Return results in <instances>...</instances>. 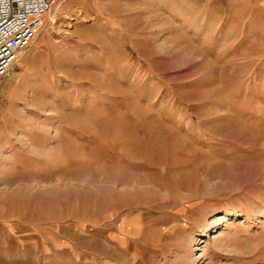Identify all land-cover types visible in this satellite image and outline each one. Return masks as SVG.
<instances>
[{
    "label": "rangeland",
    "instance_id": "374dc122",
    "mask_svg": "<svg viewBox=\"0 0 264 264\" xmlns=\"http://www.w3.org/2000/svg\"><path fill=\"white\" fill-rule=\"evenodd\" d=\"M263 14L51 0L0 80V264H264Z\"/></svg>",
    "mask_w": 264,
    "mask_h": 264
},
{
    "label": "built area",
    "instance_id": "2783aa9c",
    "mask_svg": "<svg viewBox=\"0 0 264 264\" xmlns=\"http://www.w3.org/2000/svg\"><path fill=\"white\" fill-rule=\"evenodd\" d=\"M51 0H0V80L30 48Z\"/></svg>",
    "mask_w": 264,
    "mask_h": 264
},
{
    "label": "crops",
    "instance_id": "0c3cea01",
    "mask_svg": "<svg viewBox=\"0 0 264 264\" xmlns=\"http://www.w3.org/2000/svg\"><path fill=\"white\" fill-rule=\"evenodd\" d=\"M235 3H238V6H243L244 2H247V1H250L253 6H255V8H257L261 14L264 13V0H234ZM263 12V13H262ZM264 15V14H263ZM74 242L73 241H61V242H58L57 244L56 243H49V249H54V250H57V249H69V248H74V245L73 244ZM117 245L123 249L125 247H122L120 246V243L118 242ZM113 249V248H112ZM106 260V259H105ZM113 264V263H112ZM125 264V263H124Z\"/></svg>",
    "mask_w": 264,
    "mask_h": 264
},
{
    "label": "bare ground",
    "instance_id": "6f19581e",
    "mask_svg": "<svg viewBox=\"0 0 264 264\" xmlns=\"http://www.w3.org/2000/svg\"><path fill=\"white\" fill-rule=\"evenodd\" d=\"M50 12V11H49ZM48 12V13H49ZM104 175V174H103ZM107 175V174H106ZM105 176V175H104ZM109 179V181H114L116 184L118 185H128L129 183V180L131 181L130 179V176L128 175V173L125 172L124 169H121L119 168L117 170V172H115V175L113 177H109L107 178ZM106 180V179H105ZM112 184V183H111ZM115 184V185H116ZM130 184V183H129ZM218 219L215 220V222H217ZM190 245V244H189ZM187 263V262H186Z\"/></svg>",
    "mask_w": 264,
    "mask_h": 264
}]
</instances>
